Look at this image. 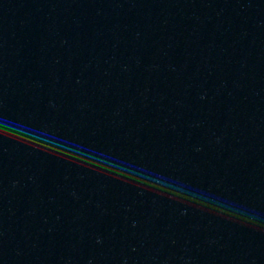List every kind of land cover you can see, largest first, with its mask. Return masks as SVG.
<instances>
[{"label":"water","instance_id":"1","mask_svg":"<svg viewBox=\"0 0 264 264\" xmlns=\"http://www.w3.org/2000/svg\"><path fill=\"white\" fill-rule=\"evenodd\" d=\"M0 264H264V0H187L0 104Z\"/></svg>","mask_w":264,"mask_h":264}]
</instances>
